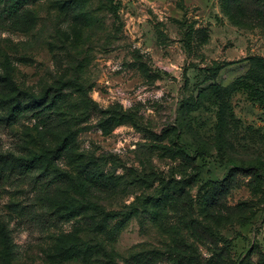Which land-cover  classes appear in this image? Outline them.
I'll use <instances>...</instances> for the list:
<instances>
[{"label": "rangeland", "instance_id": "rangeland-1", "mask_svg": "<svg viewBox=\"0 0 264 264\" xmlns=\"http://www.w3.org/2000/svg\"><path fill=\"white\" fill-rule=\"evenodd\" d=\"M113 5L115 15L108 0H29L13 17L0 7V264H104L88 255L65 261L60 247L75 235L101 244L113 222L85 231L83 217L66 219L56 205L71 184L55 185L46 200L42 170L19 168L69 128L80 153L142 180L90 194L108 210L128 211L138 198L137 215L111 244L118 264L143 248L166 252L158 264H264V109L237 85L264 87L253 63L264 58V2ZM20 92L25 102L27 94L61 100L49 116L28 110L9 121ZM111 107L130 119L103 127ZM71 161L69 151L52 171L70 172ZM154 202L155 216L146 207Z\"/></svg>", "mask_w": 264, "mask_h": 264}, {"label": "trees", "instance_id": "trees-1", "mask_svg": "<svg viewBox=\"0 0 264 264\" xmlns=\"http://www.w3.org/2000/svg\"><path fill=\"white\" fill-rule=\"evenodd\" d=\"M29 0H0V7L4 6V12L8 16L17 15L28 3ZM69 1V0H68ZM83 3L84 0H72ZM264 2V0H262ZM110 3V9L115 15L117 13V6L113 5L114 0H108ZM83 16L86 15L85 8H81ZM254 65L264 73V58H253ZM80 85V84H77ZM238 87L249 92L252 97L260 102L261 107L264 109V87L257 81L250 82L248 80H241L238 82ZM20 92L14 98V105L11 109L7 120L15 121L23 111L36 110L37 113H45L49 116L54 106L58 104L61 98L54 96L52 100H49L48 93L35 96L27 94L28 101L25 102L21 98ZM106 118H104L102 126L108 122L109 126H117L130 119L128 111L123 110L121 107H111L110 110L105 112ZM166 153L172 158L181 157L186 160H192L184 150L180 148L163 147ZM72 152L71 171L65 173H57L52 171V167L56 161L62 158L67 152ZM19 161V168L21 171L30 173L34 170H42L41 175L44 177L39 185V192L43 197L48 200V194L55 185L69 183L72 194L67 199L61 200L56 205L61 208L62 217L71 219L76 216H81L85 219L86 226L85 231L92 233H101L104 227H108V224L112 223V226L106 232L108 237L100 238L101 244H91L88 240L81 239L77 235L70 236L63 240V245L60 247L61 257L65 261L71 259H78L79 257H87L91 260L93 256L102 257L104 264H118V254L112 247V243L116 240L118 233L128 224L129 220L136 216L139 211L138 198L131 205L128 206V211L122 210H108L104 204L95 200L90 194L94 195L96 191L102 190H127L128 187L134 185H142V180L137 173L132 174H119L116 175L112 172L105 170V164L95 156H89L85 152H79L75 147V132L72 128L67 130L66 135L58 143V145L52 150L45 152H35L31 156L21 158ZM53 174V176H51ZM132 178L129 181V178ZM229 177L225 178L221 182H217L218 188L223 189L228 185ZM160 203L154 202L152 207L146 203V207H149L152 215L155 216V209H157ZM243 205V204H242ZM99 236V235H98ZM103 242V243H102ZM90 255V256H89ZM166 256V252L157 248H143L141 250L135 249L125 260L126 264H158ZM101 258V259H102Z\"/></svg>", "mask_w": 264, "mask_h": 264}]
</instances>
